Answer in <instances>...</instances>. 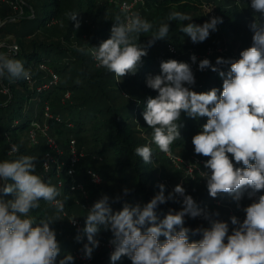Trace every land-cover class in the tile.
Listing matches in <instances>:
<instances>
[{"label": "clouds", "instance_id": "obj_1", "mask_svg": "<svg viewBox=\"0 0 264 264\" xmlns=\"http://www.w3.org/2000/svg\"><path fill=\"white\" fill-rule=\"evenodd\" d=\"M134 3L135 0L132 4L124 0L120 5L124 19L116 17L110 38L98 47L77 48L81 54L90 55L97 68L114 73L117 81L126 74H136L147 49L157 40L167 39L169 22L188 21L180 32L192 43L205 41L223 23L221 17L212 16L196 24L189 15L172 11L166 22L154 27L139 12L132 11ZM250 7L259 15L249 25L252 44L239 53V59L218 57L213 64L205 58L198 63L200 71L210 69L217 73L221 88L203 93L193 91L196 81L191 65L172 59L161 61L160 73L146 78V86L157 93L147 97L142 112L152 136L149 144L134 150L146 165L153 163L151 144L174 159L171 145L182 139L181 114L195 120L206 117V123L191 141L194 154L208 157L199 175L212 198L228 194L244 218H213L220 213L200 207L180 184L166 195V186L161 183L149 202L143 206L125 202L121 210L112 207L120 197L113 200L104 195L88 209L84 227L77 229L76 242L86 238L84 258L91 259L99 247L98 234L109 232L114 249L111 264L122 257H127L131 264H264V0H251ZM77 17L76 12L68 15L78 29ZM149 32L152 35L147 45L139 43L140 37ZM190 60L197 63L195 55ZM31 76L21 61L0 52V80L27 81ZM38 127L33 123V128ZM29 139L37 143L36 133H30ZM17 152L19 146L12 144L10 153ZM37 162V157L29 155L0 160V264H74L71 253L61 257L57 233L52 227L63 220L66 200L59 198L61 193L55 185L37 174ZM48 167L43 164L44 170ZM192 172L190 165L188 175ZM128 191L124 189V194ZM9 194L11 198L6 199ZM245 198L251 203L241 207ZM41 201L54 212L37 221L30 213L40 208ZM169 201L180 204V208L169 209L161 218L156 210ZM197 217L209 226H185L186 218ZM70 222L75 224V217ZM196 236L200 239H190Z\"/></svg>", "mask_w": 264, "mask_h": 264}, {"label": "trees", "instance_id": "obj_2", "mask_svg": "<svg viewBox=\"0 0 264 264\" xmlns=\"http://www.w3.org/2000/svg\"><path fill=\"white\" fill-rule=\"evenodd\" d=\"M123 2L124 0H4L0 3V25L7 22L0 28V41L13 38L15 42H5L7 46L0 48V52L9 54L8 46L15 45L19 52L10 53L11 58L21 61L32 74L27 81L8 78L0 80V89L9 91L6 96L0 93V160H14L22 155L37 157V174L46 183L55 185L61 193L59 198L66 200L65 214L69 217L62 216L63 220L57 221L52 227L57 233L61 257L71 253L75 258L74 264H78L76 256L80 255L83 243L86 242V238L79 243L75 240L77 228L70 222L74 202L88 203L90 199L89 205L92 206L107 195L113 200L120 197L119 202L112 204L114 210H121L125 202L143 206L159 191V184L166 186L167 195L171 191L166 184L167 178L177 179L180 176H183L187 184L203 185V190L194 199L198 205L213 201H233L226 193L212 198L204 179L199 178L200 183L195 182L187 174L185 165V169L175 168L155 144H151L152 164H144L134 154L135 148L149 144L152 136V129L143 120L142 112L147 97H155L157 93L146 86V78L160 73L161 61H180L177 53L190 49V38L180 32V27L188 21L169 22L167 39L157 40L147 49L148 54L141 58L136 74H126L119 81L114 73L97 68L90 55L77 51L79 47H98L102 41L110 38L116 17L124 19L120 10ZM247 5L246 2L245 6H240L232 0H142L134 12H139L154 27L166 22L172 11L189 15L196 24L204 23L212 17L213 14L210 13L213 12L223 19L221 25L225 37H237V48L247 49L252 44L253 35L249 25L259 15ZM71 12L78 13V29L75 28L74 21H69L68 15ZM151 35V32L143 34L138 42L147 45ZM170 47L174 48L175 54L170 52ZM193 48L205 53L212 50V46L205 48L197 43H193ZM225 53L223 51L217 55L223 56ZM233 53L234 51L229 53V58L239 59ZM214 56L211 59L213 64ZM41 66L45 68L42 69ZM52 74L60 78L59 83H52ZM199 79L200 84L193 89L197 93L207 92L214 87L221 88L222 80L210 69L201 73ZM206 120V117L192 120L182 113V139L171 145L172 154L182 153V149L188 146L190 137L197 134ZM33 123L39 127L33 128ZM140 128L145 131L142 132ZM32 132L36 133L37 138V143L34 144L29 139ZM50 140L55 142L61 156L50 149ZM72 141L75 142L76 152L83 154V157L76 165L75 174L69 176L67 168L72 157ZM12 144L19 146V152L10 153ZM48 154L61 160V163H52L49 170L45 171L43 164L47 161ZM199 158L200 162L208 159L202 156ZM86 161L98 163L80 171L83 166L81 162ZM192 163L201 167V171L204 170L196 159ZM174 169L179 176L172 175ZM89 171H95L101 178L103 175L104 187L91 183ZM197 175L199 172L195 171L194 177ZM59 182H62V186H59ZM77 184L83 185L84 191L73 189ZM191 184L188 189L192 187ZM124 189L129 190L127 195L124 194ZM5 198L10 199L11 194ZM40 204L39 209L30 213L37 221L54 212L46 202L41 201ZM179 208L180 204L169 201L160 205L156 212L163 218L169 209ZM197 220L186 218L185 226L193 229L200 227ZM79 222L83 228V222ZM96 238L100 243L95 249L93 264H111L110 255L106 252L109 247H113L109 242L111 233L101 232ZM190 239L198 240L200 237ZM116 264L131 262L127 257H122Z\"/></svg>", "mask_w": 264, "mask_h": 264}, {"label": "rangeland", "instance_id": "obj_3", "mask_svg": "<svg viewBox=\"0 0 264 264\" xmlns=\"http://www.w3.org/2000/svg\"><path fill=\"white\" fill-rule=\"evenodd\" d=\"M3 1L4 0H0V3H2ZM245 3L246 2L242 1L239 4H240V6H243V5L245 6ZM247 6H250V4L248 3ZM210 14L211 15L213 14L214 16H218V15H216V13H213V12L210 13ZM10 21H12V20H9V22ZM6 24H7V22L6 23H3L2 25H0V28L3 27V26H5ZM222 27L223 26L221 24H219L218 25V30L216 32H210L209 38H207L203 42H198L197 43V44H200V46H202V47L204 46L205 48L208 47V46L209 47L212 46L211 49L213 51H215V52L217 50H219V49L220 50H224V52H226L223 56H219V55H217L218 53H216L215 56H214V58H215L214 60L215 61H216V59L218 57H223L225 59L229 58V56H230L229 53H232L233 51H234L233 54H234L235 58L236 57H239V53L242 50H244L243 48H240V49L237 48L238 47V43H237L238 42V38L237 37H232V38L225 37V34L222 31ZM5 42H12V44H15V42L13 41V38H11L10 40H2V41H0V48H3V47H6L7 46L5 44ZM189 48L190 49L185 50V51L180 52V53H177V54L179 55L180 62H187L192 67V70H193V73H194V76H195V81H196L195 82V85L192 86V90H193L195 87H197L198 84H200V79H199L200 74L203 73V72H205L207 70L206 69L204 71H200L198 69V63H199L200 60L204 59L206 53L204 51L197 50V49L193 48V43L192 44L191 43L189 44ZM12 49H13L12 46H8V51L10 53L14 54L15 51L12 50ZM169 49H170V52L172 54H175L174 53L175 50H174L173 47H170ZM16 52H19V48H18V51H16ZM192 55H195L197 57V63L196 64H192V62L190 60V57ZM59 82H60V78H58V83ZM0 91H1L0 93L3 96L9 95V91L7 89H5V88H1ZM122 94L126 96L125 93H122ZM192 120H194V119H192ZM140 130H141V128H140ZM141 131L143 132L145 130L142 129ZM193 136L190 137V141L188 143V146H186V148H183L182 149L183 150L182 153L173 154L174 160L172 158H169L165 154L164 157L166 159L169 158L175 168L178 167V168L183 169L184 168L183 166L185 165V167L187 169V166L188 167L190 165L191 166H194L193 163H192V160L193 159H196L198 161L199 160L201 161V159L199 158V156L196 155V154H194V151H193L194 146L192 145V142H191ZM56 154L58 156H61V153H58L57 151H56ZM202 158H208V157H202ZM175 160L177 161V163H174ZM55 162L56 163L57 162L61 163V160H59V159L56 158L55 159ZM93 163H98V162H96V161L95 162L94 161H92V162L91 161H86L85 163L84 162L83 163L81 162V164L83 166H81L82 168L80 169V171L82 169L88 167V166H95V164H93ZM197 169L199 170V169H202V168L201 167H198ZM202 171H204V170H202ZM177 173L178 172L175 169L172 170V175H175ZM187 174H188V172H187ZM179 175L180 174H177L176 176H179ZM184 176H186V174H184ZM192 178H193V180L195 182H198L199 181V178H201V177H200V175H197L195 177L192 176ZM167 181H168V183H166V184L168 185V187L170 188V190H172L177 184H180L181 186H183L185 188L186 194L191 195L193 197V199H195L196 196L201 192V190H203V189H201V187L203 186L202 184H191L190 182H189V184H187L186 181H185V179L183 178V176L182 177L181 176L180 177H177V179H169V178H167ZM199 183H200V181H199ZM190 184L192 185V187L189 188L190 189L189 190L188 189V185H190ZM102 186L104 187V177H103V175H102V183L100 184V188ZM89 202H90V199H89L88 203H79V202H74L73 203V206L72 207H74V208H73V217L72 218L75 217V221H78V222L81 221V222H83V224L85 223L84 216L87 215L88 209L91 208L90 207L91 205H89ZM250 203H251V201L248 200L247 198H245L244 200L241 201V207L247 206ZM200 207H202V208L206 207L210 212H219L220 213L219 217H213V218H216V219L228 221L229 220V217L232 216V215L238 216L241 220L244 218V213L242 211H240V210L237 209L236 204L233 201L232 202H229V203H222L220 201H213L211 203H206L204 205H200ZM63 216L65 218L66 217H69L67 214H64ZM72 218H70V219H72ZM197 219H198L197 222H198V225L199 226H203V227H208L209 226L208 225V222L206 220H204L203 218L197 217ZM113 250H114L113 247H109V250L108 251L106 250V252L110 255ZM95 251L96 250H94V252ZM94 252H93V255H92V258L91 259L84 258V255H82L83 252H81L80 255L76 256L77 263L78 264H93V259H94V256H95L94 255ZM127 260H129V259L127 258Z\"/></svg>", "mask_w": 264, "mask_h": 264}, {"label": "built area", "instance_id": "obj_4", "mask_svg": "<svg viewBox=\"0 0 264 264\" xmlns=\"http://www.w3.org/2000/svg\"><path fill=\"white\" fill-rule=\"evenodd\" d=\"M232 1H233L234 3H236V4H239V3L242 2V1L247 2V3H249V4H250V2H251V0H232ZM127 2L130 3V4H132V3H133V0H128ZM141 2H142V0H135L134 6H133V8H132V11H133V12H134V9H135V8H136ZM212 16H214V15H212ZM12 50H14V51L16 52V51H18V48L15 47V48H13ZM223 51H224V50H220V49L217 50L216 52L213 51V50H209V51L206 53L204 59L207 58V59H209L210 62H211L212 57H213L216 53H218V54H222ZM41 68L44 69L45 67H44V66H41ZM52 77H53V81H52V83L57 84V83H58V77H57L56 75H54V74H52ZM55 82H56V83H55ZM49 147H50V149H52V150H54V151H57L58 153H61V152L59 151V149L57 148V145L55 144V142L52 141V140L49 141ZM70 148H71V154H72V157H71V162H70V164H69V166H68V168H67V173H68L69 176H73V175L75 174V172H76V165H77V163L80 162V158L83 157V154H78V153L76 152V149H75V142H74V141L71 142ZM196 161L199 162L198 160H196ZM45 163H47V164L49 165L48 169L45 170V171H48L49 168H50V165H51L52 163H56V162H55V158L51 157V156L48 154V155H47V161H46ZM199 163L203 165V162H199ZM61 165H62V164H61ZM192 168H193V172H192L191 177L194 176L195 171H197V172H200V171H201V169H199V170L197 169V168H198L197 166H192ZM59 169H60V168H59ZM187 172H188V166H187ZM88 173H89L90 180H91V183H92V184L100 185V184L102 183V178L99 176L98 173H96L95 171H89ZM59 186H62V182H59ZM73 189H75V190H77V191H84V186L81 185V184H77V185H74ZM72 225H73L74 227H76L77 229H78V228H81V223L78 222V221H75V224L72 223Z\"/></svg>", "mask_w": 264, "mask_h": 264}]
</instances>
